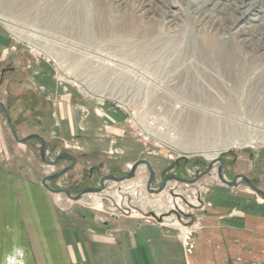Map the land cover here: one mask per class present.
<instances>
[{"label": "rangeland", "instance_id": "1", "mask_svg": "<svg viewBox=\"0 0 264 264\" xmlns=\"http://www.w3.org/2000/svg\"><path fill=\"white\" fill-rule=\"evenodd\" d=\"M139 1L126 0V10H118L113 0L14 5L0 1V102L11 125L19 138L40 135L47 160L61 153L76 158L71 169L47 184L74 196L84 187H98L103 175L122 176L135 161L144 159L155 174L152 186L157 187L167 173L194 177L218 155L224 160L226 179L242 174L264 191L263 71L240 68L236 54L225 49L220 53L213 40L211 47L210 40L194 31L172 37L133 17ZM176 4L189 8L185 0ZM188 14L187 24L193 25L198 18L190 9ZM94 98H147V107L172 124V147L144 144L126 126L122 109ZM167 99L179 108H158ZM185 141L195 142V148L183 151ZM39 148L35 138L25 143L14 140L0 108V170L8 177L5 187L15 191L13 179H18L20 185L44 191L41 179L70 165L68 159L44 163ZM217 165L193 184L168 181L158 194L147 192L148 170L140 165L133 178L106 181L99 193L79 200L63 193L49 197L61 221L85 229L87 238L92 226L131 221L138 227L173 231L187 256L198 229L197 215L211 199L264 200L240 179L235 186L220 182ZM2 228L0 264H46L37 262L34 247L2 246L14 236ZM36 248L41 254L47 249Z\"/></svg>", "mask_w": 264, "mask_h": 264}, {"label": "crops", "instance_id": "2", "mask_svg": "<svg viewBox=\"0 0 264 264\" xmlns=\"http://www.w3.org/2000/svg\"><path fill=\"white\" fill-rule=\"evenodd\" d=\"M7 180L0 170V225L4 231L14 232V240L1 245L34 247L38 263L264 264V200L229 203L211 199L197 215L193 248L184 256L173 231L138 227L131 221L102 228L88 225L92 235L87 238L85 229H73L70 221H61L63 217L49 197L55 193L20 185L18 179H13L16 190L12 191L10 185H3ZM43 246L47 249L41 254L36 247Z\"/></svg>", "mask_w": 264, "mask_h": 264}, {"label": "bare ground", "instance_id": "3", "mask_svg": "<svg viewBox=\"0 0 264 264\" xmlns=\"http://www.w3.org/2000/svg\"><path fill=\"white\" fill-rule=\"evenodd\" d=\"M0 1L8 5H14L22 2L51 3L53 1L60 4H70L83 2L84 0ZM185 1L189 4V8L179 7L176 0H140L135 9L132 10L135 11L132 16L139 17L147 24L149 23V25L161 29V32L165 35L172 37L182 35L187 29L194 31V34L210 40L212 46H209L213 47L214 43L216 47L213 48L218 49L220 53L222 49H225V53L230 54L232 52L236 54L238 58L235 64L240 68L246 69L254 66L253 68L257 71H263L264 73V0ZM113 2L118 10H126V0H113ZM188 9L191 10L193 17L195 15L198 18L193 21V25L187 24ZM157 35H159V31ZM211 40H213V43ZM77 83L80 86L82 84L79 80ZM262 90V94H264V89ZM184 144L183 151H190L196 146L195 142L185 141ZM211 155L208 154L207 157Z\"/></svg>", "mask_w": 264, "mask_h": 264}, {"label": "water", "instance_id": "4", "mask_svg": "<svg viewBox=\"0 0 264 264\" xmlns=\"http://www.w3.org/2000/svg\"><path fill=\"white\" fill-rule=\"evenodd\" d=\"M0 108L5 115L7 125L10 128L11 134H12V136L16 142L25 143L27 140L32 139V138L39 140V142H40L39 157L44 163H46L48 165H55L59 159H68L71 161L70 165L66 166L65 168H63L62 170H60L57 173L44 176L40 181L43 188H45L47 191H49L51 193H55V194L63 193V194H65V196H67V198H69L71 200H79L85 194L101 192L104 189V183L106 181L122 182L124 180H128L130 178H133L135 175V171H136L137 167L140 165H145L147 170H148V178H147L146 185H145L147 192L158 194L165 189V186H166L168 181H175V182L184 183V184H193V183L197 182L202 176L210 174L211 171L213 170L214 165L217 163H218V165L216 166V175H217V178L220 180V182H222L228 186H235V185H237V181L240 179L245 183V185L247 187H249L251 190H253L262 199H264V191L261 190L259 187H257L245 175L239 174V175H236L232 180L226 179L222 173V166L224 164V160L221 156H218V155L215 158H212L210 160V162L207 164L206 168L204 170L198 172L197 174H195L194 177L187 179V178H182V177L177 176V175L172 174V173H167L163 176L161 184L157 187L152 186V181L154 179L155 174H154L153 169L151 168L150 163L144 159L137 160L131 165L130 170L126 174H124L122 176H114L111 174H105L100 178L98 187H90V186L84 187V188H82V190L78 194L73 196L69 192V190H67L65 188H52V187H50L47 184V181L50 179L58 178L63 173H65L66 171L71 169L76 162V158L73 155H70L67 153H61V154L57 155L54 158V160H52V161L47 160L45 158V141H44V139L40 135L35 134V133H31L25 137L19 138L17 136L15 129L11 125V121H10V117H9L8 112H7V109L4 106V104L1 102H0Z\"/></svg>", "mask_w": 264, "mask_h": 264}, {"label": "built area", "instance_id": "5", "mask_svg": "<svg viewBox=\"0 0 264 264\" xmlns=\"http://www.w3.org/2000/svg\"><path fill=\"white\" fill-rule=\"evenodd\" d=\"M103 102L109 100L114 102L117 108L125 113L126 126L132 130L134 136L142 140L144 144L152 143L158 148L171 146L169 141L174 138L175 132L172 124L164 116L154 113L147 107V98L140 101L134 98H94ZM169 99L162 102L158 108L178 109L179 105L169 104ZM169 104L168 106H165ZM172 147V146H171Z\"/></svg>", "mask_w": 264, "mask_h": 264}]
</instances>
